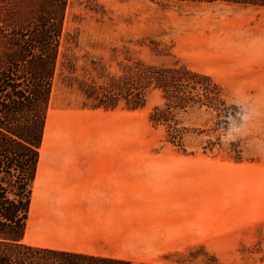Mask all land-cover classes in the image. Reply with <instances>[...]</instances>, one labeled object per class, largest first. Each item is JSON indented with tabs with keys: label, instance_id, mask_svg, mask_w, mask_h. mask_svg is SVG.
I'll list each match as a JSON object with an SVG mask.
<instances>
[{
	"label": "rangeland",
	"instance_id": "obj_1",
	"mask_svg": "<svg viewBox=\"0 0 264 264\" xmlns=\"http://www.w3.org/2000/svg\"><path fill=\"white\" fill-rule=\"evenodd\" d=\"M35 13L0 0V54ZM161 69L187 81L159 87ZM49 108L53 134L59 112L72 124L103 112L106 162L175 165L181 239L147 243L135 262L264 264V8L69 0Z\"/></svg>",
	"mask_w": 264,
	"mask_h": 264
},
{
	"label": "crops",
	"instance_id": "obj_2",
	"mask_svg": "<svg viewBox=\"0 0 264 264\" xmlns=\"http://www.w3.org/2000/svg\"><path fill=\"white\" fill-rule=\"evenodd\" d=\"M89 116L72 124L59 112L53 143L44 147L47 117L25 241L134 261L147 243L180 240L174 199L184 189L174 185L175 165L106 162L104 113Z\"/></svg>",
	"mask_w": 264,
	"mask_h": 264
},
{
	"label": "trees",
	"instance_id": "obj_3",
	"mask_svg": "<svg viewBox=\"0 0 264 264\" xmlns=\"http://www.w3.org/2000/svg\"><path fill=\"white\" fill-rule=\"evenodd\" d=\"M31 1L36 12L33 19L25 27H15V48L0 54V264H160L37 246L25 241L69 0ZM178 1H222L264 8V0ZM157 71L158 75L152 78L159 87L187 81L180 75L165 74L176 70ZM119 80L107 84L106 91L120 87ZM199 84L194 81V86ZM110 105L106 101V106Z\"/></svg>",
	"mask_w": 264,
	"mask_h": 264
},
{
	"label": "bare ground",
	"instance_id": "obj_4",
	"mask_svg": "<svg viewBox=\"0 0 264 264\" xmlns=\"http://www.w3.org/2000/svg\"><path fill=\"white\" fill-rule=\"evenodd\" d=\"M51 119H52V114L50 113L49 119H48V124H47V127H46V132H45V140H44V145H43L44 147H46V146L50 145L51 143H53V140H52L53 127H52V124H51Z\"/></svg>",
	"mask_w": 264,
	"mask_h": 264
}]
</instances>
